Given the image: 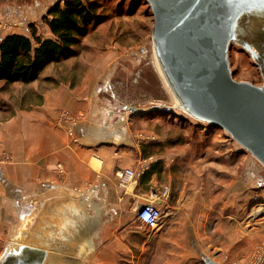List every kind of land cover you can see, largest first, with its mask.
<instances>
[{
	"label": "crops",
	"instance_id": "0c3cea01",
	"mask_svg": "<svg viewBox=\"0 0 264 264\" xmlns=\"http://www.w3.org/2000/svg\"><path fill=\"white\" fill-rule=\"evenodd\" d=\"M115 52L89 56V65L76 71L70 67L66 73L75 74V79L49 81L39 103L27 112L17 111L1 126L0 148H7L12 159L0 160L6 197L0 198V256L11 242L47 252H75L69 257L86 264H183L181 254L221 249L213 240L225 243L221 225L211 228L213 211L208 213L205 200L195 213L180 212V207L194 209V199L181 202L172 190L166 168L174 151L161 148L159 142L164 138L149 127L156 121L143 115L150 109L115 114L108 104L107 63ZM63 112L77 120L64 121ZM67 129L74 131L78 142ZM158 159H165L164 170L145 172ZM124 168L141 172L138 181L129 186L131 190L118 185L116 171ZM164 188L170 189L166 197ZM85 201L105 205L108 222L98 234L90 223L83 222L87 215L78 204ZM134 202L136 206L156 202L162 210L168 208L162 225L142 228L137 217L127 216ZM56 203H75L80 211L45 213L49 204ZM46 218L77 221L73 236L65 241L47 238L51 230L45 225Z\"/></svg>",
	"mask_w": 264,
	"mask_h": 264
},
{
	"label": "rangeland",
	"instance_id": "374dc122",
	"mask_svg": "<svg viewBox=\"0 0 264 264\" xmlns=\"http://www.w3.org/2000/svg\"><path fill=\"white\" fill-rule=\"evenodd\" d=\"M63 1L0 0V38L9 33H23L30 36L32 27L42 38H51L52 34L44 19L52 6ZM99 2L103 13L108 15L107 20L91 28L88 36L79 46L78 57L48 65L42 71L40 78L31 86L17 84L7 89H0V128L17 111L27 112L33 108L37 98L36 88L43 93L44 88L50 84L49 80L45 81L43 77L51 74L50 76L54 75L60 80L75 79V74L66 73L70 67H74L76 71L75 69L89 65V56L100 54L105 50L117 51L112 53L113 56L107 63L110 65L107 98L115 114L120 110L139 113V110L146 111L151 108L149 104L151 100L168 99L151 59L150 35L154 19L147 1L99 0ZM229 61L235 79L247 80L254 84L263 83L258 66L253 62L249 52L242 50L240 46L236 44L231 46ZM62 74L64 75L60 76ZM130 106H136L138 110L131 111ZM179 115L187 117L184 114ZM148 117L156 121L149 127L164 138L159 142L164 152L174 151L172 161L166 168V175H170L172 190L181 202L186 201L188 197L194 199V209L188 211L180 207V212L195 213L202 209L201 200H205L208 213L210 210L213 211V215H210L211 228L220 225L222 228V240L225 243L222 242L220 245L213 240V243L221 249L181 254L180 260L185 261L183 264H207L205 260L208 258L213 259L217 264H264V167L218 127L201 124L190 118L178 119L171 115L154 114ZM63 119L71 123L77 120L76 117H63ZM67 132L74 142H78L72 129H67ZM0 150V160L12 159L7 148ZM132 169L137 176V182L141 172ZM129 186L126 189L131 190L132 186ZM180 192H183L182 197L179 195ZM2 195L5 197L0 182V198ZM78 205H81V210H85L87 215L84 224L90 223L95 229V234L100 233L108 222L105 205L95 201H85ZM48 206L49 210H45V213L77 211L74 208L75 203H56ZM4 207L9 211L12 210L9 205ZM78 209L80 210L79 207ZM168 210L163 208V219ZM132 215L136 218L135 202L127 211V216ZM214 217L217 219L214 220ZM88 218L91 220H87ZM45 225L51 230L46 233L47 238L65 241L73 236L70 234L74 232L77 221L46 218ZM140 226L146 228L142 224ZM207 227H210L208 223ZM49 252L68 257L76 254L57 250H49Z\"/></svg>",
	"mask_w": 264,
	"mask_h": 264
},
{
	"label": "water",
	"instance_id": "95a60500",
	"mask_svg": "<svg viewBox=\"0 0 264 264\" xmlns=\"http://www.w3.org/2000/svg\"><path fill=\"white\" fill-rule=\"evenodd\" d=\"M146 1L154 19L151 59L168 95L167 100H151L150 110L168 107L171 113L218 127L264 167V0ZM233 44L249 52L262 84L234 78L229 61ZM0 264L86 261L9 242Z\"/></svg>",
	"mask_w": 264,
	"mask_h": 264
},
{
	"label": "trees",
	"instance_id": "16d2710c",
	"mask_svg": "<svg viewBox=\"0 0 264 264\" xmlns=\"http://www.w3.org/2000/svg\"><path fill=\"white\" fill-rule=\"evenodd\" d=\"M107 16L103 13L99 0H64L52 6L44 19L52 34L51 38L37 35L33 27L30 36L11 33L1 37L0 89H7L17 84L31 86L40 78L42 71L48 65L78 57L79 46L88 36L91 28L102 24L107 20ZM95 49H97L96 45ZM43 78L45 81L59 82L54 76ZM36 92V103H39L42 93L37 88ZM154 114L176 116L178 119L187 118L159 109L149 110L143 115L148 117ZM163 170V160L158 159L152 163L150 170L145 172Z\"/></svg>",
	"mask_w": 264,
	"mask_h": 264
},
{
	"label": "built area",
	"instance_id": "2783aa9c",
	"mask_svg": "<svg viewBox=\"0 0 264 264\" xmlns=\"http://www.w3.org/2000/svg\"><path fill=\"white\" fill-rule=\"evenodd\" d=\"M163 111L170 112L168 107L162 108ZM62 117H73L68 112H63ZM119 186L126 189L132 183H136V174L132 168L119 169L116 173ZM169 189L164 188L163 196H168ZM136 217L138 221L149 229H156L162 225L163 210L156 202L154 203H140L136 206Z\"/></svg>",
	"mask_w": 264,
	"mask_h": 264
},
{
	"label": "bare ground",
	"instance_id": "6f19581e",
	"mask_svg": "<svg viewBox=\"0 0 264 264\" xmlns=\"http://www.w3.org/2000/svg\"><path fill=\"white\" fill-rule=\"evenodd\" d=\"M77 211L76 212H79L80 210L78 209V207H74ZM74 211V210H73ZM72 212V211H71ZM252 221V220H251ZM65 228H66V226H65ZM56 245V244H55ZM82 247V246H81ZM80 253V252H79Z\"/></svg>",
	"mask_w": 264,
	"mask_h": 264
}]
</instances>
